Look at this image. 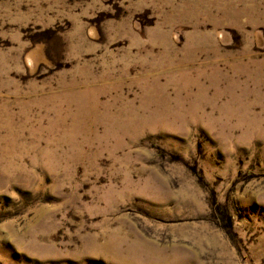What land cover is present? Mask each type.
Returning a JSON list of instances; mask_svg holds the SVG:
<instances>
[{
    "label": "rangeland",
    "instance_id": "rangeland-1",
    "mask_svg": "<svg viewBox=\"0 0 264 264\" xmlns=\"http://www.w3.org/2000/svg\"><path fill=\"white\" fill-rule=\"evenodd\" d=\"M0 264H264V0H0Z\"/></svg>",
    "mask_w": 264,
    "mask_h": 264
}]
</instances>
